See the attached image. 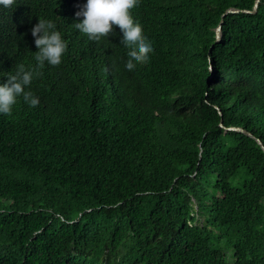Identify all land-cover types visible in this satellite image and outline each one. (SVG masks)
<instances>
[{
	"label": "trees",
	"instance_id": "obj_1",
	"mask_svg": "<svg viewBox=\"0 0 264 264\" xmlns=\"http://www.w3.org/2000/svg\"><path fill=\"white\" fill-rule=\"evenodd\" d=\"M84 3L0 6V82L36 67L39 18L68 44L0 114V264H264V0H140L133 72Z\"/></svg>",
	"mask_w": 264,
	"mask_h": 264
},
{
	"label": "clouds",
	"instance_id": "obj_2",
	"mask_svg": "<svg viewBox=\"0 0 264 264\" xmlns=\"http://www.w3.org/2000/svg\"><path fill=\"white\" fill-rule=\"evenodd\" d=\"M14 4L16 0H0V6L6 8ZM139 4L140 0H86L76 13L77 17H83L82 21L75 23L76 29L90 40L114 33V28L119 29V43L127 50L124 63L127 72L135 71L138 64L147 63L154 51L139 23L130 15ZM31 34L38 49L34 52L36 67L29 69L19 64L15 71L7 72L6 82H0V114L11 115L20 98L30 107L38 106L40 99L30 90L34 78L39 75L37 69L44 68L46 64L60 65L67 51L68 44L52 19L39 18Z\"/></svg>",
	"mask_w": 264,
	"mask_h": 264
},
{
	"label": "water",
	"instance_id": "obj_3",
	"mask_svg": "<svg viewBox=\"0 0 264 264\" xmlns=\"http://www.w3.org/2000/svg\"><path fill=\"white\" fill-rule=\"evenodd\" d=\"M258 2L259 0H255V3L253 5V8L252 10H247V9H244L243 11H246V12H254L257 8V5H258ZM239 9H236V8H227L224 13L222 14V17L227 14V13H234V12H238ZM221 24H222V20L221 22L219 23V25L215 28V42H218L220 40V37H221ZM222 126V124H220ZM227 130H238V131H243L244 130L241 128V127H227L226 128ZM258 143L260 144V146L263 148L264 150V147L263 145L261 144L260 141H258Z\"/></svg>",
	"mask_w": 264,
	"mask_h": 264
},
{
	"label": "rangeland",
	"instance_id": "obj_4",
	"mask_svg": "<svg viewBox=\"0 0 264 264\" xmlns=\"http://www.w3.org/2000/svg\"><path fill=\"white\" fill-rule=\"evenodd\" d=\"M215 197H217V195ZM210 201H211L210 198L207 197L206 198V202H205V206L206 207H210V204H209ZM225 205H226V203H225ZM198 218L203 221V217L202 216H198Z\"/></svg>",
	"mask_w": 264,
	"mask_h": 264
}]
</instances>
